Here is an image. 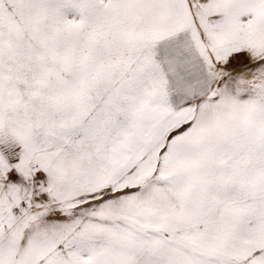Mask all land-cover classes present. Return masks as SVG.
I'll return each instance as SVG.
<instances>
[{
    "label": "snow or ice",
    "instance_id": "obj_1",
    "mask_svg": "<svg viewBox=\"0 0 264 264\" xmlns=\"http://www.w3.org/2000/svg\"><path fill=\"white\" fill-rule=\"evenodd\" d=\"M0 264H264V0H0Z\"/></svg>",
    "mask_w": 264,
    "mask_h": 264
}]
</instances>
